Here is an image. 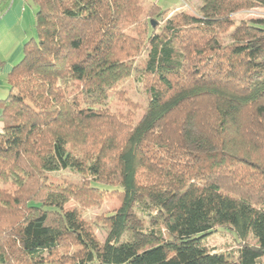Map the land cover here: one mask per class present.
<instances>
[{"label": "trees", "instance_id": "1", "mask_svg": "<svg viewBox=\"0 0 264 264\" xmlns=\"http://www.w3.org/2000/svg\"><path fill=\"white\" fill-rule=\"evenodd\" d=\"M197 1L31 0L2 100L0 264H264V17L234 18L264 0ZM99 184L121 205L97 223ZM143 199L161 226L133 229ZM218 225L237 248L206 244Z\"/></svg>", "mask_w": 264, "mask_h": 264}, {"label": "rangeland", "instance_id": "2", "mask_svg": "<svg viewBox=\"0 0 264 264\" xmlns=\"http://www.w3.org/2000/svg\"><path fill=\"white\" fill-rule=\"evenodd\" d=\"M161 5L165 9H175L179 7L180 9L187 10L190 13L195 14L197 12L196 5H198L199 1H194V3H188L185 0H152ZM263 18L264 17V7H258L251 9L248 12H241L234 16L236 19L241 18ZM144 56L143 55L139 62V65H143L144 63ZM130 95L134 99H138L139 101L143 102L146 100V94L143 89L140 87L137 81L131 80L129 85ZM75 178L74 175L69 173L68 171H58L51 174L52 181L54 183L61 182L63 178ZM260 182H264L261 180ZM101 187L104 186L105 192L102 195H96L95 193L92 194V197L95 198V203L88 205L83 208L84 216L93 221V222H100V217L103 214L111 213L121 205V199L118 195L113 193L110 188L103 184H99ZM109 188V189H106ZM107 190V191H106ZM245 194L249 192V189L246 187L244 190ZM147 202V203H145ZM264 202V201H263ZM78 201L72 199L69 201L68 206L72 207L74 204L77 205ZM149 201L142 200L134 207L135 216L132 217V226L133 229L141 226H161L162 221V214L159 212L156 215H152L148 213V208L150 206ZM262 203V202H261ZM96 232L101 239L106 237V230L104 227L97 226ZM131 232L125 234V236L129 237ZM139 235V233H138ZM148 238V237H147ZM238 236L232 231L229 227L225 225H218L216 229L205 236V242L207 245L216 248L217 250H232L238 247L237 243ZM247 241L255 242V239L252 236L247 237Z\"/></svg>", "mask_w": 264, "mask_h": 264}, {"label": "crops", "instance_id": "3", "mask_svg": "<svg viewBox=\"0 0 264 264\" xmlns=\"http://www.w3.org/2000/svg\"><path fill=\"white\" fill-rule=\"evenodd\" d=\"M37 6L31 0H2L0 3V130L2 100L8 95V74L22 57L24 44L35 35Z\"/></svg>", "mask_w": 264, "mask_h": 264}, {"label": "built area", "instance_id": "4", "mask_svg": "<svg viewBox=\"0 0 264 264\" xmlns=\"http://www.w3.org/2000/svg\"><path fill=\"white\" fill-rule=\"evenodd\" d=\"M2 0H0V3H1Z\"/></svg>", "mask_w": 264, "mask_h": 264}]
</instances>
